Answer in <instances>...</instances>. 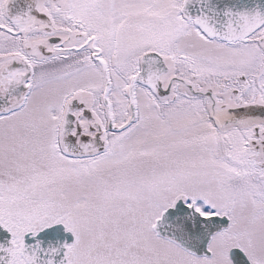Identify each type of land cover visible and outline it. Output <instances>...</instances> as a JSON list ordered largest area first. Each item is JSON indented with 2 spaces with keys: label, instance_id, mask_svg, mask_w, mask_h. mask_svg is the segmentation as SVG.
<instances>
[{
  "label": "snow or ice",
  "instance_id": "obj_1",
  "mask_svg": "<svg viewBox=\"0 0 264 264\" xmlns=\"http://www.w3.org/2000/svg\"><path fill=\"white\" fill-rule=\"evenodd\" d=\"M0 264H264V0H0Z\"/></svg>",
  "mask_w": 264,
  "mask_h": 264
}]
</instances>
